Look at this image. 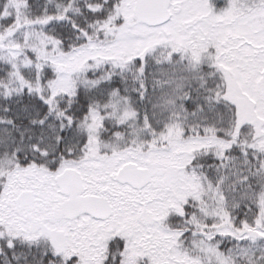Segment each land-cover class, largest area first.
<instances>
[{"label":"snow or ice","instance_id":"6c2138e0","mask_svg":"<svg viewBox=\"0 0 264 264\" xmlns=\"http://www.w3.org/2000/svg\"><path fill=\"white\" fill-rule=\"evenodd\" d=\"M0 264H264V0H0Z\"/></svg>","mask_w":264,"mask_h":264}]
</instances>
